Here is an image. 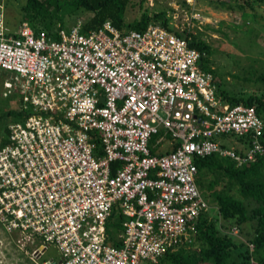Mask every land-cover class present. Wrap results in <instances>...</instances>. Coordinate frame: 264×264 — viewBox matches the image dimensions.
Instances as JSON below:
<instances>
[{
  "label": "built area",
  "instance_id": "1",
  "mask_svg": "<svg viewBox=\"0 0 264 264\" xmlns=\"http://www.w3.org/2000/svg\"><path fill=\"white\" fill-rule=\"evenodd\" d=\"M84 22L57 37L28 23L12 32L0 5V72L14 73L5 95H20L23 117L0 148V224L20 249L40 237L34 264H159L193 243L211 210L195 160L256 162L264 121L220 95L206 53L177 23L122 31L106 22L85 33ZM229 135L243 142L216 140ZM117 209L116 246L108 222ZM52 246L59 258L42 263Z\"/></svg>",
  "mask_w": 264,
  "mask_h": 264
},
{
  "label": "trees",
  "instance_id": "2",
  "mask_svg": "<svg viewBox=\"0 0 264 264\" xmlns=\"http://www.w3.org/2000/svg\"><path fill=\"white\" fill-rule=\"evenodd\" d=\"M1 1L0 5L5 9L6 5ZM68 4L65 3L66 6ZM146 4L149 0H73L70 2L71 10L67 11L69 8L66 9L59 0H26L20 11V22L28 23L37 33L43 31L57 37L58 31L65 29L66 17L84 10L92 13V17L84 22L85 33L98 30L106 22H111L122 31H144L152 23L175 31L173 17L169 15V10L173 9L150 11ZM182 4L187 6L185 0ZM255 4L263 7L264 0H218L214 6L216 10L240 11L245 16L258 17ZM136 6L141 13L128 22L129 9ZM184 35L191 38V47L206 53L204 69L214 74L217 84L216 72L210 65L211 45L194 31L185 30ZM257 81L264 83V73ZM220 95L232 105L243 103L255 107L264 121V93H253L247 97H226L223 92ZM19 117L22 120V114ZM170 148L172 150L173 147ZM152 153L156 154L157 150H152ZM195 163L198 168L197 183L211 210L199 218L193 243L168 252L159 264H264V156L256 162L240 165L231 158L213 154L197 158ZM122 221L123 217L117 209L108 222L109 242L116 246L119 245L117 238L122 231ZM235 229L247 237L246 242L235 241ZM251 246L253 249H250ZM235 254L239 255V261L233 260Z\"/></svg>",
  "mask_w": 264,
  "mask_h": 264
},
{
  "label": "rangeland",
  "instance_id": "3",
  "mask_svg": "<svg viewBox=\"0 0 264 264\" xmlns=\"http://www.w3.org/2000/svg\"><path fill=\"white\" fill-rule=\"evenodd\" d=\"M59 1L64 5L69 3L68 7L65 6L66 9L69 8L67 11L71 10L70 2L73 0ZM182 1L184 0H149L146 7H149L150 11L173 9L169 10V15L173 17L172 23H177L181 29L198 33L211 45L210 65L216 72L219 93H225L226 97H247L253 93H264V83L257 81L264 73V6L259 7L255 4L258 17H254L245 16L240 11L216 10L214 4L218 0H185L187 6L183 5ZM3 2L7 6H5V18L9 28L14 32L21 25L20 11L26 0H3ZM140 13L138 6L131 7L127 21H133ZM194 16L198 18L194 20ZM89 17H92V13L84 10L69 14L65 19V29L70 30L78 21H85ZM13 77L14 73L0 72V148L8 141L10 125L20 121L22 107L20 95H5L7 92L5 82L12 81ZM216 140L229 149L243 142L237 135L219 136ZM169 151H171L170 144L166 142L162 152L166 154ZM233 231L236 242L247 241V237L239 233V230ZM32 238L33 240H25L24 247L20 249L22 244L19 243L18 233L14 237L8 235L0 224V264H34L30 256L40 245L41 239L36 235ZM250 249L253 247L251 246ZM233 257L235 258L233 260L239 261L238 254ZM58 258V250L52 246L41 262ZM147 264L153 263L147 262Z\"/></svg>",
  "mask_w": 264,
  "mask_h": 264
},
{
  "label": "crops",
  "instance_id": "4",
  "mask_svg": "<svg viewBox=\"0 0 264 264\" xmlns=\"http://www.w3.org/2000/svg\"><path fill=\"white\" fill-rule=\"evenodd\" d=\"M1 3H3V1H1ZM8 234V233H7ZM9 235V234H8Z\"/></svg>",
  "mask_w": 264,
  "mask_h": 264
}]
</instances>
